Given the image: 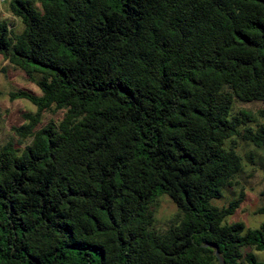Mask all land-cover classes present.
Returning <instances> with one entry per match:
<instances>
[{"label":"trees","instance_id":"16d2710c","mask_svg":"<svg viewBox=\"0 0 264 264\" xmlns=\"http://www.w3.org/2000/svg\"><path fill=\"white\" fill-rule=\"evenodd\" d=\"M7 7L0 58L38 95L7 94L34 112L0 147V264H263L264 222L222 224L243 192L212 201L241 173L235 140L264 151V112L235 109L264 104V0Z\"/></svg>","mask_w":264,"mask_h":264},{"label":"rangeland","instance_id":"374dc122","mask_svg":"<svg viewBox=\"0 0 264 264\" xmlns=\"http://www.w3.org/2000/svg\"><path fill=\"white\" fill-rule=\"evenodd\" d=\"M8 2L9 0H3V3L0 4V20L11 23L14 31L19 32L21 26L16 19L9 15ZM17 90L38 95V90L34 84L29 82L19 70L9 66L6 61L0 58V147L7 142L15 144L16 138L11 132V128L23 123L22 114L34 112V107L28 102L23 100L10 101L8 99L7 94ZM235 109H241L255 115L257 111L264 112V104H236ZM60 117V112L44 113L41 117V123H55ZM235 144L236 153L241 158V173L234 179L233 186L222 191L221 197L213 200L212 205L224 206L233 200L238 191L241 190L244 194L242 202L233 214L224 219L222 224L241 223L245 229L254 230L264 222V214L256 213L257 208L261 205L259 193L264 186V151L239 140H235ZM174 213L175 210L171 202L165 197H160L153 216L154 227L161 229L172 219ZM247 251L248 249H242V252ZM252 253L257 262L264 264L263 252Z\"/></svg>","mask_w":264,"mask_h":264},{"label":"water","instance_id":"95a60500","mask_svg":"<svg viewBox=\"0 0 264 264\" xmlns=\"http://www.w3.org/2000/svg\"><path fill=\"white\" fill-rule=\"evenodd\" d=\"M214 256H215V259L217 261V264H223L221 258L218 256V254L216 252L214 253Z\"/></svg>","mask_w":264,"mask_h":264},{"label":"built area","instance_id":"2783aa9c","mask_svg":"<svg viewBox=\"0 0 264 264\" xmlns=\"http://www.w3.org/2000/svg\"><path fill=\"white\" fill-rule=\"evenodd\" d=\"M3 3V0H0V4H2Z\"/></svg>","mask_w":264,"mask_h":264}]
</instances>
